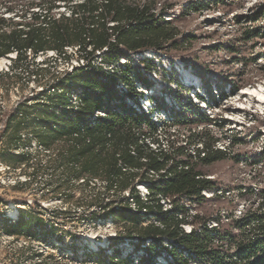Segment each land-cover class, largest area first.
<instances>
[{"label":"trees","instance_id":"obj_1","mask_svg":"<svg viewBox=\"0 0 264 264\" xmlns=\"http://www.w3.org/2000/svg\"><path fill=\"white\" fill-rule=\"evenodd\" d=\"M9 3L5 10L9 14L0 12V57L17 53L11 58V69L21 66L29 75L28 67L23 66L29 59L35 61L48 51H55L59 58L68 62L74 55L67 53L66 47H78L74 54H78L79 61L83 60L72 71L57 76L44 92L48 100L39 105L41 110L36 117L39 129L35 138L53 150L54 155L38 167L50 171L51 176L58 179L46 185L57 191L64 183L73 184V181L81 180L79 183L84 185L95 179L104 181L105 192L95 193L94 201L87 205L95 207L89 211V216L97 220L121 216L134 219L135 226L141 225L142 232L127 231V227L123 231L129 237L138 235L151 240L147 255L138 264H154L165 239H173L170 264H189L191 260L205 264H264V212L253 214L249 223H243L249 228L241 240L235 241V252L215 244L218 236L233 239L210 228L206 220L194 226L191 232L181 226L186 221L179 218L180 213L186 212L182 199L202 197V190L215 186L211 178L196 168L190 148L202 143L207 153L199 160L205 163L223 159L225 155L201 130L189 129L181 140L184 143H180L177 128L171 131L172 128L160 126L152 119L151 112L161 106L155 95L157 89L144 70L134 64L133 56L147 50L161 52L163 44L175 36L168 28L169 21L159 18L158 2L29 0L26 10L17 8L11 0ZM122 58L128 61L123 64ZM141 61L147 70L156 69L153 59ZM170 80L175 79L172 76ZM120 83L126 86L127 92L118 88ZM140 87L151 94L146 95ZM168 92L174 93L171 88ZM73 94L81 100L78 107L70 105ZM175 96L184 110L190 108ZM144 97L158 102V107L139 113L135 105H141ZM15 110L17 114L23 113L22 108ZM97 111L105 114L97 115ZM180 113H176L174 126L183 122ZM197 113L205 122H214L207 114L199 110ZM55 143L56 148L53 147ZM25 154L31 160L34 158L29 151ZM39 168L33 175L40 171ZM153 172L158 176H153ZM139 184L148 187L150 203L147 205L151 214L131 212L129 197L124 191H130L139 205H145L137 189ZM160 194L173 196L172 209H163L158 198ZM148 220H157L160 224L153 221L142 224ZM6 224L10 233L35 234L33 222L26 220L22 213L16 221ZM244 228L247 227L244 225ZM114 254L118 261L104 253L105 261L134 264L132 258L122 259L119 251L115 250Z\"/></svg>","mask_w":264,"mask_h":264},{"label":"rangeland","instance_id":"obj_2","mask_svg":"<svg viewBox=\"0 0 264 264\" xmlns=\"http://www.w3.org/2000/svg\"><path fill=\"white\" fill-rule=\"evenodd\" d=\"M9 1L0 0L1 13L9 14L5 12ZM12 1L17 8L29 7V0ZM148 1L158 2L159 18L169 21L168 28L175 36L163 44L160 55L155 57L156 53L147 50L146 56L154 57L158 69L176 70L179 77L183 65L186 69L190 66L202 78L198 89L203 92V86L209 83L214 93L215 99L209 93L210 87L205 86L209 100L215 102L210 110H205L214 118V122L207 123L197 113L200 107L192 100V92L177 89L175 95L190 106L187 110L179 108L171 96L163 95L176 85L165 79L162 71L149 73L156 83L155 95L164 100L170 111L175 107L181 112L179 118L182 116L183 122L176 127L180 143H184L181 140L189 129L201 130L225 155L212 163L200 161V157L194 159L196 168L211 178L215 186L231 190L225 199L203 201L196 209L194 221L199 226L219 217L221 212L223 222L219 231L233 239H224L221 244L231 252L236 248L235 241L241 240L249 228L243 223H249L253 214L264 212V104H247L248 90L264 87V0ZM72 55L78 63V54ZM0 60V264H112L105 261V252L90 250L121 228L142 232L141 225L135 226L134 219L119 216L114 217L116 227H110L89 216L95 207L87 205L94 201L95 193L105 192V182L95 179L84 185L79 183L81 180L73 181L55 191L46 184L58 179L38 167L48 153L34 146L27 148L39 129V105L48 100L44 92L70 64L58 56L39 55L23 66L28 67V75L21 66L11 69L9 58ZM138 60L134 56V64ZM219 93L225 95L220 100ZM252 99L254 102L258 97ZM17 101L20 104L16 107ZM239 107H244V115L230 114L232 108ZM18 108H22L24 115L16 113ZM162 139L166 143L164 136ZM28 151L35 156L32 160L25 154ZM37 168L40 171L34 176ZM16 209L33 222L35 234L30 238L8 232L6 223L14 222L10 216L14 217L12 212ZM227 213L232 217L229 221Z\"/></svg>","mask_w":264,"mask_h":264},{"label":"built area","instance_id":"obj_3","mask_svg":"<svg viewBox=\"0 0 264 264\" xmlns=\"http://www.w3.org/2000/svg\"><path fill=\"white\" fill-rule=\"evenodd\" d=\"M77 49H78V47H66L65 50L67 53L72 54V53H75ZM149 51L156 53L155 57H157V54L160 55V52H155L153 50H149ZM146 52H148V51L138 53L134 56L139 59L138 60L139 63L137 65H139L144 70L145 74L154 83L155 87H156V83H155L154 79L149 76V73H151V72H159L160 73V71H162L160 74L162 76H164L165 79H168V81L170 83L176 85L175 88H172L174 93L173 92H166V93H163V95L171 96L170 98H172L176 102L177 107L181 108L182 106L179 103L177 97L175 96V94H176L175 92L177 91V89H181V90H185V91H187L186 89H188L189 93L192 92V96H193L192 100L195 101V103L198 107H200V109H198V110L209 116V114L206 113L205 110H208V109L210 110L212 108V105L215 104V102L213 100L212 101L209 100L210 95L213 97V99H215L214 93L212 92V89L209 86V83H206L205 85L203 84L204 85L203 86L204 91H206V92L200 91L198 89V85H200L202 78L197 77L196 73L195 72H194L195 74L193 73V70L191 69L190 66H188L189 68L186 69V66L183 65L182 70L178 71V72H181V74H182V75H180L181 77L178 76V73L176 70H173V72H170V71H168V69L166 67H160V69H158L157 64H156V69L147 70L144 66V63H142L141 60L144 58L153 59L154 57L146 56V54H147ZM16 54L17 53L14 52V53H11L7 56V58H9V64H11V58H15ZM48 54L50 56H58L55 51H48L46 55H44V54H41V55H44L46 57ZM134 56H133V58H134ZM77 61H79V60L77 59ZM127 61H128V59H126V58L121 59V63H123V64L126 63ZM67 63L70 64V67L67 70H64L65 72L66 71H72L75 66H78L81 63H83V60H80L77 63V62L73 61V59H71ZM172 63H173V65L176 64L175 61H173ZM60 74H63V73H60ZM166 75L168 76V78H166ZM172 76L175 79L173 81L170 80V79H172ZM186 78H188V79H186ZM206 85H208L210 87L209 88L210 95H209V93L205 87ZM214 87H215V90L217 91V87L215 85H214ZM118 88L124 92L128 91V89L126 88V86L123 83H120ZM140 89L143 90L145 92V94L149 96V93L145 87H140ZM33 94L34 93H32L31 95H33ZM216 96H218V95H216ZM224 96L225 95L223 93L222 94L219 93V96H218L219 100L222 99V97H224ZM188 98L190 99V97H188ZM128 101H130V100L128 99ZM157 101H159L161 103L160 108L151 112L150 110L152 108L158 107V102H154L149 97H144L140 101L141 105H137V104L135 105L136 110L139 113L151 112L152 119L157 124H159L160 126H166L167 128H172V130L176 127H179L180 125L174 126L173 123L175 121L176 113L178 114V113H180V111L178 109H176L175 107H172L171 111H170V109H168L169 106L165 105L163 99L160 100L158 98ZM145 103H146V105H145ZM18 104H20V101H17L16 107ZM80 104H81V100H80L79 96L76 94L71 95L70 105L78 107ZM210 112H212V111H210ZM20 114L23 115L22 112ZM96 114L97 115H99V114L104 115L105 113L103 111H97ZM209 118H211V117L209 116ZM212 119L214 120V118H212ZM23 137L26 138L27 135H23ZM163 144H164L163 146L166 145V143H163ZM151 145L154 148H156V146L154 144H151ZM33 146L38 147L40 150H43L46 153H48L47 159L44 161V164L48 161L49 158H51L54 155L53 150L46 148L45 146L40 144L36 138L32 137L30 145H28L27 148L32 149ZM203 149H204V146L202 145V143H199L196 146L191 147L190 153H191V156H193V159H197L198 157L205 156L206 151H203ZM6 167L8 169L11 168L10 166H6ZM152 175L158 176L154 172ZM24 181H27V179H24ZM137 189L139 191L141 199L145 202V205H142V206L139 205L135 201V199L133 197H131L130 191H128V190L124 191V194L127 197H129V207L131 208V212L140 213L142 215L150 213V206L147 205L150 203V201H149V194L150 193H149L148 187L145 184H139L137 186ZM230 193H231L230 189L214 186L212 188L202 190V193H201L202 197H193V198L182 199V203H184V205L186 207V212L179 214L180 219H182V218L186 219V221L181 224L183 229L187 232H191L193 227L196 226V223L194 221L195 217H196L195 212H196L197 207H200V205L202 204L203 201L212 200V199H215L218 197L225 199L229 196ZM158 198H159L160 203L162 204V207L164 210H170L173 208V205H174L173 196H171L169 194H160V195H158ZM117 208H119V207L117 206ZM16 211H17V217L10 216L14 221L17 220L18 216H19V210L16 209ZM226 215L227 216H225V217L228 219L227 221L231 220L232 217L230 218L228 216V213ZM149 216L151 217V215H149ZM98 221L103 223V224H107L110 227H112V226L116 227V222H114L113 216H109L108 218H102V219H99ZM152 221L155 222L156 224H160V222L157 220H152ZM152 221L148 220V221L143 222L142 224L147 225L148 223H151ZM10 222H12V220H10ZM222 222H223V216L221 215V212H220L219 217L218 216L214 217V218L210 219L207 223H208L210 228H214L217 231H219L221 228L220 224H222ZM123 231H124V229L121 228L120 231L116 230V232L111 233V235L109 237H106L104 239V243L99 242L96 249L90 250V252H99L101 249H103L107 255H109L111 257H115L114 260L118 261L116 254H114V251L117 250V251H119V253H120L119 256L122 259L132 258L133 263L138 264L140 262L141 258L143 256L147 255L146 249H147V247H149L151 245V240L150 239H143L142 237H139L138 235H133V236L129 237L126 234H124ZM30 237L31 236H28V238H30ZM223 240H224L223 238L218 236V237H216L215 244L219 245V244H221V242ZM172 242H173V239H171V240L165 239L163 241L162 247H161V252L157 256L154 264H170V261L173 260V255L170 251ZM235 251H236V248H235V250L233 249L231 252H235ZM189 264H205V263H202V262L197 261V260H191V262Z\"/></svg>","mask_w":264,"mask_h":264},{"label":"bare ground","instance_id":"obj_4","mask_svg":"<svg viewBox=\"0 0 264 264\" xmlns=\"http://www.w3.org/2000/svg\"><path fill=\"white\" fill-rule=\"evenodd\" d=\"M5 61L6 60L4 58L3 59V64H5ZM247 93L251 96V97L250 96L248 97L249 98L248 99L249 103H247L248 105H252L253 103L260 104V105L264 104V87H263V85H261L258 88H255V89H251V90L249 89ZM247 93H243V94H247ZM253 96H257L258 97V99L256 101H254V102H253V99H252ZM243 104L245 105V103H243ZM243 108L244 107H239L237 109L232 108L233 110L232 109L230 110V114H233V115H236V116L244 115L246 112H245V110ZM234 121H236V120H234ZM12 215L14 217H17V211H13Z\"/></svg>","mask_w":264,"mask_h":264}]
</instances>
